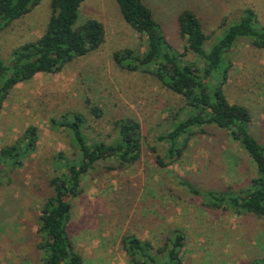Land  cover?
<instances>
[{
  "label": "rangeland",
  "instance_id": "374dc122",
  "mask_svg": "<svg viewBox=\"0 0 264 264\" xmlns=\"http://www.w3.org/2000/svg\"><path fill=\"white\" fill-rule=\"evenodd\" d=\"M160 24L166 40L184 53L177 30V14L192 10L205 35L204 46L251 8L264 25V0H142ZM49 0H39L28 12L0 29V57L8 59L17 45L32 41L44 30ZM94 18L103 25V40L94 50L76 56L54 73L39 72L15 84L2 102L0 148L12 143L31 124L37 128L36 146L23 165L0 177V264H40L37 215L49 193L48 179L59 172V156L75 155L68 133L50 124L62 113L79 112L89 137L106 138L112 123L123 116L138 122L141 152L136 162L107 169L99 163L81 179V192L70 203L67 231L82 264H131L120 239L134 234L160 245L173 228H180L185 264H252L264 258V222L251 214H235L221 206L207 208L201 198L181 184L200 191H237L255 175L254 166L237 141L220 128L207 133L192 129L181 156L164 167L167 142L157 136L169 130L183 98L153 75L117 65L112 53L124 48L142 53L144 37L122 18L115 0H83L78 18ZM223 92L228 102L245 106L250 132L264 144V49L244 39L234 42ZM182 58L195 56L185 52ZM96 107L94 115L89 108ZM167 162V159H162Z\"/></svg>",
  "mask_w": 264,
  "mask_h": 264
},
{
  "label": "trees",
  "instance_id": "16d2710c",
  "mask_svg": "<svg viewBox=\"0 0 264 264\" xmlns=\"http://www.w3.org/2000/svg\"><path fill=\"white\" fill-rule=\"evenodd\" d=\"M83 0H49L50 14L43 32L34 40L15 46L8 59L0 57V112L2 102L13 85L35 73H54L76 56L96 49L103 40V25L94 18L79 20V7ZM39 0H0V29L21 17ZM123 20L144 37L142 53L124 48L112 53L113 61L129 71L153 75L163 86L184 100V111L176 110L169 130L157 136L167 142L163 158L155 156L162 167L179 158L188 146L192 129L207 133L209 126L227 132L237 141L250 158L255 175L245 188L237 191H200L189 182L181 184L188 192L199 196L207 208L225 207L235 214H251L264 222V144H259L250 132L251 116L248 109L227 101L223 85L228 75L230 61L227 54L234 42L246 39L250 45L264 49V25L257 21L251 8H244L238 18L225 25L222 32L206 48L202 25L195 13L183 9L177 14L179 36L184 40V53L195 56L192 61L182 58L166 40L160 24L142 0H115ZM94 115L99 110L89 108ZM264 114V107L262 108ZM50 124L62 127L68 133L75 155L59 156V172L52 174L47 183L49 193L39 206L36 243L40 251V264H82L80 254L74 249L67 222L71 199L81 192V179L99 163L113 165L107 169L121 168L137 161L141 152L140 128L128 116L115 119L112 133L106 138L89 137L88 125L76 111L62 113ZM37 141V128L27 125L16 140L0 148V177L7 176L23 165V160L33 151ZM162 159H167L165 162ZM185 234L173 228L160 245L153 246L147 239L134 234H124L120 243L131 264H185L180 256ZM252 264H264V258Z\"/></svg>",
  "mask_w": 264,
  "mask_h": 264
}]
</instances>
